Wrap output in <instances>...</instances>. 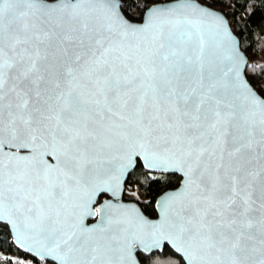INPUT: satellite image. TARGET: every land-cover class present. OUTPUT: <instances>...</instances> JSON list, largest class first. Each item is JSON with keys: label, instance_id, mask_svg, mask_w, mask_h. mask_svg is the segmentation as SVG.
I'll return each instance as SVG.
<instances>
[{"label": "snow or ice", "instance_id": "snow-or-ice-1", "mask_svg": "<svg viewBox=\"0 0 264 264\" xmlns=\"http://www.w3.org/2000/svg\"><path fill=\"white\" fill-rule=\"evenodd\" d=\"M247 51L201 0H0V230L20 264H264ZM170 177L154 219L115 202Z\"/></svg>", "mask_w": 264, "mask_h": 264}, {"label": "trees", "instance_id": "trees-1", "mask_svg": "<svg viewBox=\"0 0 264 264\" xmlns=\"http://www.w3.org/2000/svg\"><path fill=\"white\" fill-rule=\"evenodd\" d=\"M203 3L209 4L213 9L221 11L227 21H229L232 32L240 41L242 49H248L246 55L249 61L256 63V58L264 51V0H201ZM133 12V9H129ZM264 68V63L261 64ZM250 81H253L257 88L260 87V80L252 75H249ZM178 181L175 177H170L167 180L161 179L158 183L153 182L151 186L145 185L137 191L139 200L136 196H126V199L135 200L149 217L155 215L153 209L154 198L159 196L165 190L175 188ZM136 190L135 185L130 186ZM129 194V192H125ZM7 253L10 257L18 256L20 259L24 258L25 254L16 248L12 242L10 234L6 231L0 230V253ZM165 259L169 264H177L176 258L166 256ZM39 264V262H37ZM149 264V262H146ZM179 264H182L180 261Z\"/></svg>", "mask_w": 264, "mask_h": 264}, {"label": "water", "instance_id": "water-1", "mask_svg": "<svg viewBox=\"0 0 264 264\" xmlns=\"http://www.w3.org/2000/svg\"><path fill=\"white\" fill-rule=\"evenodd\" d=\"M215 10V9H214ZM215 11H218L217 9L215 10ZM221 15H223L222 13H221V11H218ZM224 16V15H223ZM225 17V16H224ZM226 19V18H225ZM227 20V19H226ZM228 24H229V21H228ZM230 26V25H229ZM234 34V33H233ZM235 35V34H234ZM46 159L47 160H49L50 162H53L54 163V161L52 160V157H46ZM178 186V184L176 185V187ZM175 187V188H176ZM175 188H170L169 190H174ZM169 190H165V191H169ZM165 191H163L162 193H160V195H162ZM159 195V196H160ZM159 196H157V197H159ZM115 202H117V203H124V204H131V203H137L135 200H131V199H126L125 198V192H123L122 194H121V199L119 200V201H115ZM138 204V203H137ZM153 209H154V206H153ZM154 211H155V209H154ZM156 216H157V213H156V211H155V215L153 216V217H150V218H156ZM88 223L89 224H92V223H94V219H89V221H88ZM11 237V236H10ZM15 246V245H14ZM16 247V246H15ZM17 248V247H16ZM19 250V249H18ZM19 251H21V250H19ZM22 252V251H21ZM178 255V254H177ZM181 262H182V260H181Z\"/></svg>", "mask_w": 264, "mask_h": 264}, {"label": "rangeland", "instance_id": "rangeland-1", "mask_svg": "<svg viewBox=\"0 0 264 264\" xmlns=\"http://www.w3.org/2000/svg\"><path fill=\"white\" fill-rule=\"evenodd\" d=\"M256 63H261L262 61H264V51L261 55H259L257 58H256ZM127 197L128 196H131L133 197V195H131L130 193L127 195L125 194ZM0 254H2L4 257H7V258H16V264H20V258L18 256H12L10 257L7 253H3L1 252ZM0 264H12V260L11 259H0Z\"/></svg>", "mask_w": 264, "mask_h": 264}]
</instances>
